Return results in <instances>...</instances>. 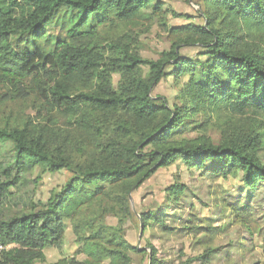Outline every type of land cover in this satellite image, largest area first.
Masks as SVG:
<instances>
[{
	"label": "trees",
	"instance_id": "16d2710c",
	"mask_svg": "<svg viewBox=\"0 0 264 264\" xmlns=\"http://www.w3.org/2000/svg\"><path fill=\"white\" fill-rule=\"evenodd\" d=\"M202 6L201 24L170 28L184 37L147 59L122 38H105L101 28L146 16L162 20L161 0H0V104L30 100L41 120L27 115L0 124V150L12 145L16 169L12 177L0 170L8 177L0 181V198L29 166L72 173L37 210L0 219V264L43 261L46 248L61 245L67 221L82 243L80 264H130V253L140 251L120 226L103 218L129 214V193L177 160L202 175L238 174L247 192L264 183L258 156L264 137V0H202ZM55 26L61 36L47 32ZM179 46L198 53L181 54ZM166 76L187 77L179 103L171 106L151 95ZM198 116L203 121L190 128H219L218 144L183 135ZM183 190L168 188L167 203H176ZM165 218L157 211L140 213L144 228L164 226ZM149 248V264H160Z\"/></svg>",
	"mask_w": 264,
	"mask_h": 264
},
{
	"label": "rangeland",
	"instance_id": "374dc122",
	"mask_svg": "<svg viewBox=\"0 0 264 264\" xmlns=\"http://www.w3.org/2000/svg\"><path fill=\"white\" fill-rule=\"evenodd\" d=\"M161 1L166 9L164 19L146 16L132 25L103 26L101 30L104 37L122 38L142 58H158L176 40L184 37V34L168 30L183 27L189 22L201 24L203 9L202 0ZM150 11L148 9L146 13ZM47 32L54 36L63 34L56 26ZM17 47H22L21 42H18ZM176 50L188 56L198 53L195 47L179 46ZM117 79L118 76L113 77L114 83ZM186 80L187 77L174 79L166 76L153 86L151 95L165 100L170 106L179 103L178 94ZM30 104V100L0 104V124L5 123L4 120L10 122L27 115L41 121ZM259 119L264 131V117ZM202 121L203 117L194 118L183 135L187 138L203 135L218 144L223 137L219 128H190ZM258 156L264 163V137ZM0 170H6L11 177L16 172L9 142L1 146ZM71 175L65 169L50 173L42 166H29L19 174V179L9 188V193L0 198V219L37 210ZM6 178L0 172V181ZM172 185H179L184 190L178 194L176 203H167L169 200L166 199V193ZM130 196L129 214L116 211L115 216L103 218L104 223L106 221L112 226H120L124 239L140 251L130 253V264H149V246L156 251L155 257L160 264H264V183L256 191L247 192L238 174L227 178L202 175L177 160L157 169ZM236 206L242 209L237 212L234 208ZM245 209H248L247 213L243 212ZM147 211H157L165 216L164 226L144 228L140 213ZM191 222H196L199 228L192 231L186 229ZM65 225L61 245L46 248L45 259L35 264H80L84 261L85 254L81 251L82 243L77 240L78 235L69 221ZM204 253H209L208 261L197 260V256Z\"/></svg>",
	"mask_w": 264,
	"mask_h": 264
},
{
	"label": "built area",
	"instance_id": "2783aa9c",
	"mask_svg": "<svg viewBox=\"0 0 264 264\" xmlns=\"http://www.w3.org/2000/svg\"><path fill=\"white\" fill-rule=\"evenodd\" d=\"M5 249V247L1 244L0 242V253H2V251Z\"/></svg>",
	"mask_w": 264,
	"mask_h": 264
},
{
	"label": "water",
	"instance_id": "95a60500",
	"mask_svg": "<svg viewBox=\"0 0 264 264\" xmlns=\"http://www.w3.org/2000/svg\"><path fill=\"white\" fill-rule=\"evenodd\" d=\"M128 197L131 198L130 193H129Z\"/></svg>",
	"mask_w": 264,
	"mask_h": 264
}]
</instances>
